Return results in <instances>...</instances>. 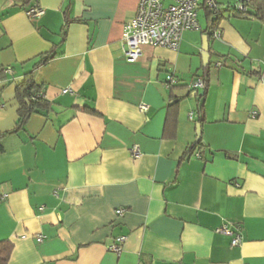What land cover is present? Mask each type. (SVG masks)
<instances>
[{"label": "crops", "instance_id": "crops-1", "mask_svg": "<svg viewBox=\"0 0 264 264\" xmlns=\"http://www.w3.org/2000/svg\"><path fill=\"white\" fill-rule=\"evenodd\" d=\"M261 1L259 19L233 16L227 7L237 0H216L221 36L209 39L204 146L179 162L196 138L200 100L189 85L203 68L202 8L203 25L185 31L177 50L144 45L129 60L122 31L138 0H31L44 9L34 19L0 0V134L17 122L16 83L54 48L35 71L51 108L6 135L0 152L9 264H264ZM167 74L179 80L172 91ZM172 98L179 103L167 120ZM222 225L240 226L238 246L215 231ZM121 235L117 255L109 247Z\"/></svg>", "mask_w": 264, "mask_h": 264}, {"label": "built area", "instance_id": "built-area-1", "mask_svg": "<svg viewBox=\"0 0 264 264\" xmlns=\"http://www.w3.org/2000/svg\"><path fill=\"white\" fill-rule=\"evenodd\" d=\"M249 0H237L233 6L236 10L246 11V3ZM208 8L211 11L219 9L216 0H138L137 9L134 17L125 22L122 31V52L129 59H135L141 52V47L150 45L154 47H166L172 50L179 48L182 35L185 31L196 30L199 28L197 14L201 8ZM44 9L38 5H33L25 9L26 15L30 19H34L43 14ZM221 31L216 26L211 30L210 38L219 39ZM215 67L223 66V61H217ZM10 72V69L6 70ZM264 72V70H260ZM177 83V78L173 74H167L163 82L166 89L172 88ZM204 88V81L198 77L189 85L190 90L201 91ZM70 89H63L68 92ZM139 109L145 111V104L139 105ZM252 117L256 116V112L251 113ZM189 119L193 118V112L188 113ZM131 155L138 157L140 150L137 145L131 147ZM123 209H119L121 214ZM218 233L232 234L230 241L231 246H238L241 242V230L239 225H235L230 229L227 225H222L215 229ZM42 235L36 236V241H41ZM125 236L116 237L115 243L109 247L117 255L121 253L122 243Z\"/></svg>", "mask_w": 264, "mask_h": 264}, {"label": "trees", "instance_id": "trees-1", "mask_svg": "<svg viewBox=\"0 0 264 264\" xmlns=\"http://www.w3.org/2000/svg\"><path fill=\"white\" fill-rule=\"evenodd\" d=\"M31 0H14L16 3H20L21 6H26L25 8H28L30 6H27ZM246 11L242 12L239 10H236L232 6H228L227 9L231 11L233 16H241V17H246V18H262V8H263V2L261 0H249L246 3ZM204 10L205 18L208 23L207 29L203 30L202 33L210 35V31L214 29L217 26V23L219 19L221 18L222 14L220 10L216 11H211L208 8L203 7ZM209 29V32L206 30ZM62 41V40H61ZM54 56V48L47 53H43L39 55V58L37 61L34 63L32 69L28 72H26L23 76V78L16 83L15 86V101L17 102V122L16 125L13 129L6 131L4 133L0 134V152L4 151L3 147V138L8 135V134H15L19 132L24 125L26 124L27 120L29 117L34 114V113H45L51 108L50 102L44 97L43 91H42V86L38 85L35 82V71L36 69L48 62L51 58ZM210 66V62L206 67L202 68L201 75L199 76L200 78L203 79L204 81V88L202 89V94H196L195 96L198 97V102L197 104V113H198V118L197 122L198 124L201 125V123L204 121V100L207 95V90L209 87V80H208V69ZM179 80L177 79L178 84ZM169 90L172 91L174 87ZM191 91V90H190ZM198 92V91H195ZM179 103L178 98H172L169 105H168V110H167V120L169 119L170 115H172L173 111L175 112L177 110ZM89 113L96 114L95 110L89 109V108H84ZM202 143V138L195 143L192 144L181 156L179 162H182L184 158L189 155L190 153H194L196 151H200L203 147ZM13 250V243L8 240H0V264H9V258L11 255V252Z\"/></svg>", "mask_w": 264, "mask_h": 264}, {"label": "water", "instance_id": "water-1", "mask_svg": "<svg viewBox=\"0 0 264 264\" xmlns=\"http://www.w3.org/2000/svg\"><path fill=\"white\" fill-rule=\"evenodd\" d=\"M209 39H210V35L208 37V35H203L202 36V44H201V49H200V54H201V57H202V64H203V67H206L209 63V58H210V48H209ZM196 94H202V90L199 91V92H193V95H196ZM201 138V131H200V125L197 124L196 125V138L194 140V143H197Z\"/></svg>", "mask_w": 264, "mask_h": 264}, {"label": "rangeland", "instance_id": "rangeland-1", "mask_svg": "<svg viewBox=\"0 0 264 264\" xmlns=\"http://www.w3.org/2000/svg\"><path fill=\"white\" fill-rule=\"evenodd\" d=\"M198 21H199V24L200 25H203V21H202V15H201V13H200V15H199V17H198ZM200 91V90H199ZM198 91V92H199Z\"/></svg>", "mask_w": 264, "mask_h": 264}]
</instances>
